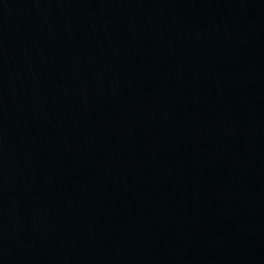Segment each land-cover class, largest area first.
<instances>
[{"label": "water", "instance_id": "1", "mask_svg": "<svg viewBox=\"0 0 264 264\" xmlns=\"http://www.w3.org/2000/svg\"><path fill=\"white\" fill-rule=\"evenodd\" d=\"M0 264H264V0H0Z\"/></svg>", "mask_w": 264, "mask_h": 264}]
</instances>
